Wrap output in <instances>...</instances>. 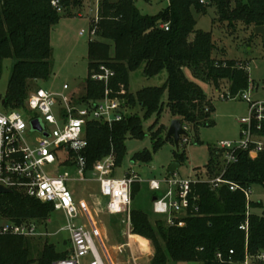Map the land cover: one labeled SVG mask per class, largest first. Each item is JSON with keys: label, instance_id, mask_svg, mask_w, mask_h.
<instances>
[{"label": "trees", "instance_id": "16d2710c", "mask_svg": "<svg viewBox=\"0 0 264 264\" xmlns=\"http://www.w3.org/2000/svg\"><path fill=\"white\" fill-rule=\"evenodd\" d=\"M61 1L67 9L65 13L58 12L52 0H0V80L5 61L13 60L3 98L8 108L21 109L31 82L48 81L52 75V29L72 6L82 7L81 0ZM168 1L169 7L155 16L141 14L135 0H109L102 4L98 36L105 41L89 42L86 93L77 103L103 99L106 86L92 76L105 66L115 73L109 88L112 97L123 101L126 115L112 127L96 121L87 123L88 147L83 155L88 172L112 153L116 165L121 166L127 139L142 140L147 136L143 119L156 117L149 135L157 149L171 141L161 137L166 133L164 126L156 129L165 109L172 120L182 121L187 132L213 126L215 107L198 82L219 89V82L227 80L234 96L243 94L251 86L245 66L232 60H217L218 48L213 34L197 30L196 14L207 15L213 6L217 11L215 25L234 32L243 26L254 32L256 27L264 26V0ZM165 25L168 31L163 28ZM140 69L146 78L167 72L165 86L145 88L136 96L130 93L129 74ZM187 70L193 80L187 77ZM122 91L124 95L120 94ZM136 107L144 112L143 119L131 112ZM187 137L182 138L180 144ZM224 155L223 150L211 149L205 172L197 173L198 182L192 186L190 197L192 209L187 217L179 219L185 222L184 227L170 226L160 219L151 224L145 212L132 208V234L146 236L154 246L151 264L245 263L248 257L264 252V207L261 202H248L244 193L255 185L264 187V150L256 158L249 151H239L237 162L230 165L226 164ZM138 159L149 162L151 156L142 154ZM185 161V153L178 150L176 162L182 166ZM219 177L229 184L214 187L207 182ZM230 184L238 185L239 189L232 191ZM139 189V184L135 183L132 201ZM260 209L262 215L256 213ZM53 211V206L18 193L0 195V217L17 223L46 220ZM246 222L248 231L241 229ZM131 239L144 250L149 248L148 241L137 236ZM34 252L30 241L24 237L0 236V264H55L69 255L59 254L53 245L47 244L36 251L38 257H32Z\"/></svg>", "mask_w": 264, "mask_h": 264}, {"label": "built area", "instance_id": "2783aa9c", "mask_svg": "<svg viewBox=\"0 0 264 264\" xmlns=\"http://www.w3.org/2000/svg\"><path fill=\"white\" fill-rule=\"evenodd\" d=\"M81 1L83 8L91 15L95 14V18L89 30H82L80 35H88L90 42H95L99 38L101 7L109 0ZM52 5L60 13L67 10L62 6L61 0H52ZM163 28L169 30L168 25ZM100 69L99 73L92 76L93 80L106 86L105 95L100 100L79 104L66 94L70 89L69 85L63 87L64 93L38 88L28 95L21 109L8 108L5 100L0 98V186L11 193L53 206L56 212L64 214V230L69 233L71 248L68 257L56 264H84L83 261L89 257V264H113L100 230L91 220L88 204L84 201L78 203L75 192L70 188L69 184L73 181L97 182L101 198L107 201L106 213L123 217L125 234L129 239L133 237L132 192L134 184L138 183V176L126 174L122 178H116L115 171L119 167L112 153L99 161L92 178H87V161L83 155L88 147L85 131L87 123L96 121L112 127L123 121L126 115L123 101L112 97L109 88L115 73L105 66ZM242 97L249 103V115L240 121L241 139L234 143L222 142L218 148L224 151L227 165L237 162L239 151H249L256 158L264 150V103L251 101L244 94ZM35 121L39 122L40 131L34 129ZM186 141L187 139L184 140ZM197 182L198 180H167L164 184L169 189L163 195L156 196V201H153L154 213L164 217L170 226L184 227L185 222L179 219L187 217L192 209V186ZM207 182L214 187L229 184L222 177ZM161 184L157 180H151L150 188L159 192ZM230 189L236 191L239 186L230 184ZM244 193L250 202L251 189L244 190ZM195 211L198 212L199 209L195 207ZM249 213L250 211L248 215ZM83 218L89 221V226L81 222ZM241 229L248 231V222ZM35 235V224L28 221L17 223L0 217V236L25 238ZM257 258L264 262V252Z\"/></svg>", "mask_w": 264, "mask_h": 264}, {"label": "rangeland", "instance_id": "374dc122", "mask_svg": "<svg viewBox=\"0 0 264 264\" xmlns=\"http://www.w3.org/2000/svg\"><path fill=\"white\" fill-rule=\"evenodd\" d=\"M136 7L143 15L155 16L169 7L168 0H135ZM83 15V16H82ZM217 17L215 7L209 8L207 15L196 14L197 30L202 32H212L217 45V60H232L242 64L247 68L250 75L251 86L243 94L254 102L264 103V40L257 36L253 29L239 26L236 31H228L227 28L214 24ZM95 14H90L82 7L69 10L63 14L60 22L52 29V75L48 81L31 82L29 94L36 89H44L50 92L64 93L63 87L69 85L70 89L66 93L75 100H79L86 93V80L89 74V36H81L82 30L88 31L92 25ZM97 41H105L102 37ZM13 60L4 63L3 75L0 80V98H4L11 76ZM187 77L193 80L189 70ZM168 79L167 72L159 76L146 78L143 69L129 74V91L133 95L145 88H162ZM198 82V81H197ZM203 92L212 101L215 107L213 119L215 124L211 127H202L198 132L190 130L187 141L180 144L179 151L185 153L186 161L176 171L173 176H169L168 170L177 163L178 149L174 140L165 142L160 148H156L155 142L149 135V128L154 124L156 117L148 120L143 119L144 112L136 107L132 113L139 115L143 119L144 139H131L126 141V155L121 166L115 171L116 178H122L126 174L137 175L139 192L132 201L133 210L143 211L148 215L151 224H155L159 219L167 224L164 217L154 213L153 199L158 195H163L169 188L164 184L169 179L196 180L197 173L205 172L209 162L210 150L218 149L222 142H239L241 139L240 121L249 115V103L243 99V94L234 96L230 91V83L227 80L219 82V89L212 84L198 82ZM125 94V91L120 93ZM231 98V99H230ZM167 99V93L165 94ZM172 122L171 115L167 109L164 110L161 119L156 127L164 126L166 133L162 134V139L166 141V134ZM150 154L149 162L138 159L139 155ZM64 163L63 166H65ZM60 170V169H59ZM64 172L65 170L62 169ZM94 169L88 172L87 178H92ZM74 177V174H72ZM161 182L159 192L152 191L150 181ZM70 188L75 192L78 203L84 201L88 204L91 220L100 230L102 238L106 244L113 264H151L155 255V249L151 241L144 235L137 236L141 240L149 242V250L143 249L139 243L129 239L125 234L126 229L123 224V217L112 216L106 213L101 202L100 188L97 182H71ZM251 201L261 202L264 207V187L255 185L251 189ZM258 215H262V209L257 210ZM31 224L36 225V235L25 237L30 241L33 250V258L38 257V252L47 245H53L59 254H69L71 243L69 233L64 230L66 219L63 213L54 212L46 220L29 219ZM77 222V221H76ZM83 224L89 226V221L84 219ZM90 257L83 261L89 264ZM247 264H264L257 257H248ZM56 264V263H55ZM169 264H200L192 262H180ZM230 264H246L232 262Z\"/></svg>", "mask_w": 264, "mask_h": 264}, {"label": "water", "instance_id": "95a60500", "mask_svg": "<svg viewBox=\"0 0 264 264\" xmlns=\"http://www.w3.org/2000/svg\"><path fill=\"white\" fill-rule=\"evenodd\" d=\"M254 31L257 36H261L264 40V26H258L254 29ZM33 127L35 130H41V126L38 121L33 122ZM187 136L188 132L183 127L182 121L177 119L172 120L166 140L173 139L177 149L179 150L181 139ZM180 167L181 166L179 163H174L168 170L169 176H173ZM10 193L11 191L4 188L3 186H0V195H6ZM153 201H156V198H154Z\"/></svg>", "mask_w": 264, "mask_h": 264}, {"label": "crops", "instance_id": "0c3cea01", "mask_svg": "<svg viewBox=\"0 0 264 264\" xmlns=\"http://www.w3.org/2000/svg\"><path fill=\"white\" fill-rule=\"evenodd\" d=\"M65 85H67V84H65ZM65 85H64V86H65ZM54 93H56V92H54ZM101 202L103 203V205H104V209H105V207H106V203H107L106 199L101 198ZM147 250H149V248H148ZM245 263L247 264V262H245Z\"/></svg>", "mask_w": 264, "mask_h": 264}]
</instances>
